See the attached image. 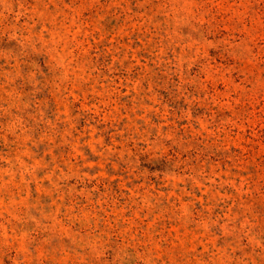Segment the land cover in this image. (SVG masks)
Listing matches in <instances>:
<instances>
[{
  "label": "rangeland",
  "instance_id": "obj_1",
  "mask_svg": "<svg viewBox=\"0 0 264 264\" xmlns=\"http://www.w3.org/2000/svg\"><path fill=\"white\" fill-rule=\"evenodd\" d=\"M0 264H264V0H0Z\"/></svg>",
  "mask_w": 264,
  "mask_h": 264
}]
</instances>
